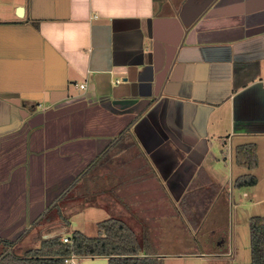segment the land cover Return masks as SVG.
Returning <instances> with one entry per match:
<instances>
[{"label": "crops", "instance_id": "obj_1", "mask_svg": "<svg viewBox=\"0 0 264 264\" xmlns=\"http://www.w3.org/2000/svg\"><path fill=\"white\" fill-rule=\"evenodd\" d=\"M127 132L151 165L145 148L179 177L201 168L211 146L231 141L255 146L256 166L247 170H257L264 0H0V240L13 246L32 230L38 246L67 237L74 186L86 187L87 177L124 180L118 165L111 174L90 168ZM135 152L125 165L136 167ZM113 193L143 213L167 204L162 190ZM221 249L214 256L229 264Z\"/></svg>", "mask_w": 264, "mask_h": 264}, {"label": "rangeland", "instance_id": "obj_2", "mask_svg": "<svg viewBox=\"0 0 264 264\" xmlns=\"http://www.w3.org/2000/svg\"><path fill=\"white\" fill-rule=\"evenodd\" d=\"M234 147V141L211 146L201 164L203 171L209 175L208 180L219 187L220 194L214 198L198 227L192 226L178 202L173 201L166 192L160 178L142 177L150 174L149 168L138 165L134 171L130 168L124 174L121 169L123 182L131 181V185H124L116 177H87L86 187L80 189L74 186L68 195L71 200V214H67L70 223L66 225L63 235H69L76 227L87 235H94L97 221L117 217L130 225L139 236L142 229L148 230L150 242L161 264H220L218 261L225 260V256L215 257L214 250L221 248L223 253L227 250L226 260L229 264H249V219L264 216V202L254 204L255 200L264 196V178L261 177L264 173V149L259 152V158L263 157L262 163L251 172L254 177L259 176V182L256 188L251 189V186H234L237 177L250 174L249 170L235 164ZM129 188L162 190L166 193L167 204L148 209V213L128 204V198H124L125 206L115 198L113 189L120 190L119 194L122 195ZM251 192H255L254 198ZM86 206L94 210L89 213L85 211ZM220 241H223L224 249L219 245ZM38 243L39 233L32 230L10 249L16 257H22L24 251L38 246Z\"/></svg>", "mask_w": 264, "mask_h": 264}, {"label": "trees", "instance_id": "obj_3", "mask_svg": "<svg viewBox=\"0 0 264 264\" xmlns=\"http://www.w3.org/2000/svg\"><path fill=\"white\" fill-rule=\"evenodd\" d=\"M132 150L136 151L135 165L149 168L150 174L157 177L150 161L130 132L123 134L114 146H110L102 157L91 165L90 173L102 171L109 174L116 173L117 165L123 171H128L130 168L134 171L136 167L125 165L132 158L130 160L123 158ZM234 161L238 167L249 170L254 168L255 146L250 143L237 145L234 148ZM207 177L203 169L198 168L177 201L194 228L201 224L219 190V187ZM120 178L124 179V177ZM255 182L256 178L253 175L244 174L234 180V186L238 188L252 186ZM123 184L125 185V182ZM117 200L126 206L124 199L117 198ZM96 226L97 232L93 236L73 230L67 236L66 242L62 241L61 236L44 239L38 247L24 251L22 257H16L11 251H7L11 243L0 240V264H63L64 259L70 255L104 256L107 257V264H161L146 228L142 229L139 236L130 225L117 217L104 219ZM249 233L251 257L249 264H264V216H252L249 219Z\"/></svg>", "mask_w": 264, "mask_h": 264}, {"label": "water", "instance_id": "obj_4", "mask_svg": "<svg viewBox=\"0 0 264 264\" xmlns=\"http://www.w3.org/2000/svg\"><path fill=\"white\" fill-rule=\"evenodd\" d=\"M155 137L159 138L158 135ZM146 154L149 156L151 162L154 165V168L159 173L160 178L165 182V186L172 194L174 200H178L183 190H185L186 186L188 185L190 179L192 178L196 167L185 177H179V168L175 167V165H168V167H164L160 165L163 159H161V153L159 151H151L145 148ZM173 162V161H172ZM175 162V160H174ZM172 172V173H171ZM171 174V175H170Z\"/></svg>", "mask_w": 264, "mask_h": 264}, {"label": "built area", "instance_id": "obj_5", "mask_svg": "<svg viewBox=\"0 0 264 264\" xmlns=\"http://www.w3.org/2000/svg\"><path fill=\"white\" fill-rule=\"evenodd\" d=\"M80 88H83V85H80ZM62 241L66 242L67 241V237H63ZM76 259H77L76 256L70 255L69 257L64 259L63 264H77L76 263Z\"/></svg>", "mask_w": 264, "mask_h": 264}, {"label": "flooded vegetation", "instance_id": "obj_6", "mask_svg": "<svg viewBox=\"0 0 264 264\" xmlns=\"http://www.w3.org/2000/svg\"><path fill=\"white\" fill-rule=\"evenodd\" d=\"M153 169L155 170L156 176L160 178L159 173L156 171V169L154 168V166L152 165ZM186 171L188 172V168L186 169ZM162 184L164 185V187L166 188V192H169L167 187L165 186V182L160 178Z\"/></svg>", "mask_w": 264, "mask_h": 264}]
</instances>
